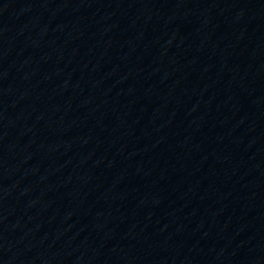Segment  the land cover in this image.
<instances>
[{
    "label": "water",
    "instance_id": "95a60500",
    "mask_svg": "<svg viewBox=\"0 0 264 264\" xmlns=\"http://www.w3.org/2000/svg\"><path fill=\"white\" fill-rule=\"evenodd\" d=\"M0 264H264V0H0Z\"/></svg>",
    "mask_w": 264,
    "mask_h": 264
}]
</instances>
